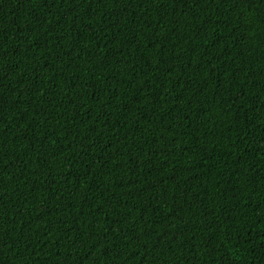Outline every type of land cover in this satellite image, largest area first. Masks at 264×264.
Instances as JSON below:
<instances>
[{
  "label": "trees",
  "instance_id": "16d2710c",
  "mask_svg": "<svg viewBox=\"0 0 264 264\" xmlns=\"http://www.w3.org/2000/svg\"><path fill=\"white\" fill-rule=\"evenodd\" d=\"M0 264H264V0H0Z\"/></svg>",
  "mask_w": 264,
  "mask_h": 264
}]
</instances>
